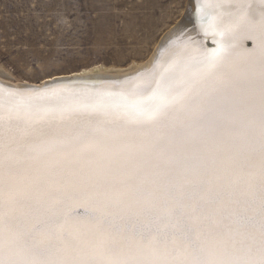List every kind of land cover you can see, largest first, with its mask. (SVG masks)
Masks as SVG:
<instances>
[{"label":"snow or ice","instance_id":"1","mask_svg":"<svg viewBox=\"0 0 264 264\" xmlns=\"http://www.w3.org/2000/svg\"><path fill=\"white\" fill-rule=\"evenodd\" d=\"M196 11L145 91L0 87V264H264V9Z\"/></svg>","mask_w":264,"mask_h":264},{"label":"rangeland","instance_id":"2","mask_svg":"<svg viewBox=\"0 0 264 264\" xmlns=\"http://www.w3.org/2000/svg\"><path fill=\"white\" fill-rule=\"evenodd\" d=\"M186 0H0V66L41 83L147 61ZM186 4V5H185Z\"/></svg>","mask_w":264,"mask_h":264},{"label":"bare ground","instance_id":"3","mask_svg":"<svg viewBox=\"0 0 264 264\" xmlns=\"http://www.w3.org/2000/svg\"><path fill=\"white\" fill-rule=\"evenodd\" d=\"M187 6L182 12V19L170 27L155 46L150 58L145 62H135L126 68H109L98 64L89 68H83L70 75H56L48 77L41 83L21 82L12 73L0 66V87L12 89L18 92H31L44 88L68 87L72 89H87L88 94H103L114 91L122 86L139 83L137 91H145L146 88L157 79L161 66L167 67L171 60L180 56L185 51L189 41L201 44L209 50L216 47L211 36H205L199 30L197 15V0H186ZM186 5V4H185ZM264 9L261 0H253V11ZM213 45L209 47L207 40ZM251 43V42H250ZM250 47V46H249Z\"/></svg>","mask_w":264,"mask_h":264},{"label":"water","instance_id":"4","mask_svg":"<svg viewBox=\"0 0 264 264\" xmlns=\"http://www.w3.org/2000/svg\"><path fill=\"white\" fill-rule=\"evenodd\" d=\"M206 42H207V45L209 47H212L213 43H212V41H210V39H208ZM248 46H251V43L250 42H248Z\"/></svg>","mask_w":264,"mask_h":264}]
</instances>
